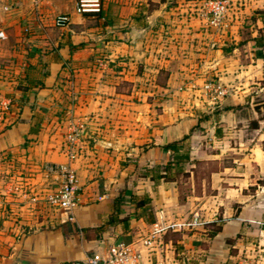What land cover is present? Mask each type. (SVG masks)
Segmentation results:
<instances>
[{"label": "crops", "instance_id": "crops-1", "mask_svg": "<svg viewBox=\"0 0 264 264\" xmlns=\"http://www.w3.org/2000/svg\"><path fill=\"white\" fill-rule=\"evenodd\" d=\"M15 2L31 32L24 79L0 81V99L12 101L0 120V264H71L155 223L166 229L140 264H221V244L264 213V105L252 126L245 111L255 97L264 104V0H234L217 30L202 0H103L100 15L77 13L75 0ZM59 14L70 24L48 28ZM211 78L229 90L216 105L203 89ZM72 125L82 141L69 221L29 189L39 178L47 194L57 186L45 165L66 162ZM186 135L189 159L165 169L176 153L166 145ZM33 148L41 160L31 161ZM196 212L197 225L170 226ZM221 219L209 237L207 224Z\"/></svg>", "mask_w": 264, "mask_h": 264}, {"label": "built area", "instance_id": "built-area-1", "mask_svg": "<svg viewBox=\"0 0 264 264\" xmlns=\"http://www.w3.org/2000/svg\"><path fill=\"white\" fill-rule=\"evenodd\" d=\"M230 0H202L203 10L208 17L212 27L220 28L224 24ZM103 0H75V10L79 14L100 15L103 12ZM68 14H59L54 19V25L64 28L70 24ZM204 92L211 104H218L221 99L229 94V90L217 80H208L203 85ZM10 100L7 99L6 106ZM82 127L72 125L64 141V151L67 160L65 163H47L45 170L56 177L57 186L44 198L40 199L56 209L61 216L69 221L75 220L74 211L79 205V184L75 160L78 157ZM37 200V197L34 198ZM199 213H193L190 219L182 224H171L170 226L197 225L200 222ZM166 227L155 223L154 231L141 237L139 240L118 241L111 244L104 252L94 253L85 258L76 259L71 264H140L143 248H149L157 239L158 235Z\"/></svg>", "mask_w": 264, "mask_h": 264}, {"label": "rangeland", "instance_id": "rangeland-1", "mask_svg": "<svg viewBox=\"0 0 264 264\" xmlns=\"http://www.w3.org/2000/svg\"><path fill=\"white\" fill-rule=\"evenodd\" d=\"M17 0H0V81H13L16 79L17 81L24 79V72L25 67L23 66V60L27 58V54H24V45L29 47L26 42L25 38L28 37L29 33L31 32V29L29 26L31 24L24 20L21 16H18L16 14L15 8L19 5L16 4ZM234 0H230L229 8L227 11L230 13L232 10H237L234 7ZM203 9V5H202ZM257 10L256 12H258ZM203 13L207 19V28H213L217 30V28L212 27L208 22V17L205 14L204 10ZM226 15V16H227ZM246 28L244 29H250L251 23L245 25ZM48 28H54L57 30V27L55 26H48ZM221 28V27H220ZM218 28V29H220ZM258 37H261L264 39V27L261 29H258ZM247 31V30H246ZM249 35L251 36V30ZM247 36V35H245ZM25 43V44H24ZM26 47V48H27ZM48 59V58H47ZM72 71H68V74L66 76V79L69 81L72 80ZM215 78H211L210 80H214ZM3 88V87H2ZM11 93V92H10ZM261 97H255L254 102L246 108V113L250 111L247 115V121L252 126L256 123V118H253L254 116H251L253 114L254 108L257 109L260 108L264 104H256L258 102H262L263 99H260ZM7 99H0V120L1 122L6 121L7 115L3 112L9 109V105L12 103L10 100L9 105L7 108L6 106ZM245 113V114H246ZM2 126V125H1ZM10 126L9 124H6L4 128H7ZM70 130V129H69ZM35 140L34 138L26 139L25 144H29V142ZM82 141V140H81ZM81 148V146H80ZM3 158L7 159L9 157H12V151H4ZM31 153V161H37L41 160V156L44 153L43 149L33 148L30 150ZM22 156V154L20 155ZM18 159V158H17ZM30 172H35V170H29ZM189 174V173H185ZM187 177V176H185ZM184 177V178H185ZM43 180L39 178L34 183V188L29 189V193H32V199L34 200L35 197H37V200L35 201L38 204L43 205L42 198L46 196L48 193V190L46 189V186H44V183H42ZM260 184H264V179L259 180ZM256 186H251L250 190L253 191V188ZM261 193H263V200H264V188L261 187ZM44 206V205H43ZM41 206L42 208H44ZM20 217L16 219V222L18 223L20 220ZM190 219V218H189ZM221 220H217L213 223L207 224L208 229V236H212V231L219 227L221 225ZM199 231V230H198ZM15 233V231H13ZM221 249H218L219 252L217 253H223L226 254L224 257V260H222L221 264H264V213L261 216L260 220H257L255 223H247L245 224L244 229L241 230L237 234L235 238H228L224 241V244H221ZM186 260V259H185ZM187 261V260H186ZM183 261H181L180 264H182Z\"/></svg>", "mask_w": 264, "mask_h": 264}, {"label": "trees", "instance_id": "trees-1", "mask_svg": "<svg viewBox=\"0 0 264 264\" xmlns=\"http://www.w3.org/2000/svg\"><path fill=\"white\" fill-rule=\"evenodd\" d=\"M261 15L262 21L264 23V10H259L258 11ZM188 137V135H186L183 139L179 140V141H174L171 143H168L166 146L172 150H175L176 153L173 156V159L168 161L165 165L164 168L168 169L170 167H172L174 164L177 165V167L180 169L182 164H184L190 157L189 152L186 151L185 149H183L182 147L184 146V144L182 143L183 140H185ZM182 149V150H180ZM158 168V167H157ZM221 225L217 228H215L212 231V235L214 236L216 233H218L219 231H221L222 229V223H223V219H221ZM67 264V263H66Z\"/></svg>", "mask_w": 264, "mask_h": 264}, {"label": "water", "instance_id": "water-1", "mask_svg": "<svg viewBox=\"0 0 264 264\" xmlns=\"http://www.w3.org/2000/svg\"><path fill=\"white\" fill-rule=\"evenodd\" d=\"M183 264H187V262H184Z\"/></svg>", "mask_w": 264, "mask_h": 264}]
</instances>
